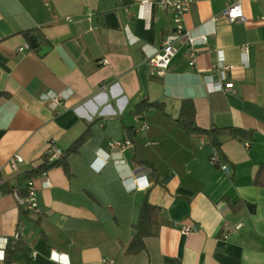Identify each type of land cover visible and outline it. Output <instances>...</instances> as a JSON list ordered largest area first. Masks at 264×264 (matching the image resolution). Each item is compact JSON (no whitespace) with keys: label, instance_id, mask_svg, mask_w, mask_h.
<instances>
[{"label":"crops","instance_id":"1","mask_svg":"<svg viewBox=\"0 0 264 264\" xmlns=\"http://www.w3.org/2000/svg\"><path fill=\"white\" fill-rule=\"evenodd\" d=\"M156 1L0 0V237L9 264H264V185L255 181L264 166V0H242L245 19L233 22L225 0L194 1L184 16L194 65L181 37L162 73L145 60L174 30ZM218 50L233 93L213 91ZM184 100L202 130L242 132L217 135L216 149L178 124ZM144 101L163 105L137 110ZM86 129L64 155L67 171L29 176L43 215L25 210L18 189L48 141L64 153ZM214 150L228 172L210 163ZM15 154L22 161L12 169ZM145 201L160 211L144 249L130 253Z\"/></svg>","mask_w":264,"mask_h":264},{"label":"built area","instance_id":"2","mask_svg":"<svg viewBox=\"0 0 264 264\" xmlns=\"http://www.w3.org/2000/svg\"><path fill=\"white\" fill-rule=\"evenodd\" d=\"M196 0H157L155 2V7L164 10H170L171 12V19L174 26V30L172 33L165 35L162 39V45L159 48H153L152 50L145 52V60L147 64L151 68L159 69V72L162 73L165 69L168 68L172 58L177 53L178 49L173 45V42L176 39L184 37L183 47L186 55L189 58L188 64L189 66L194 65V60L196 57V50H195V40L192 39L190 33L184 27V16L188 11L190 5ZM147 3V2H146ZM226 8L223 11V16L227 19L228 22L233 21H243L245 19L242 7V0H225ZM148 4V3H147ZM150 6V4H148ZM127 30V26H125ZM202 40H206V36L202 37ZM24 48L21 46L19 51L23 50ZM243 55L246 54L244 50ZM246 63H248L246 61ZM215 68L218 70L219 73V80L214 83L213 91H228L233 93L234 86L232 81L227 79L228 71L230 70L231 66L225 63L224 61V53L222 50L217 51V61ZM62 98H64L63 93L59 94H52L51 95V104L52 106L56 105ZM145 128L148 125H144ZM129 139H124L123 141L112 140L108 142L110 147H122L123 145H129ZM63 154V151L58 145L56 144L55 139H50L48 141L45 155L47 156L49 161L56 160L60 158ZM22 161V157L15 154L9 161V166L13 169L15 168L16 164ZM209 161L212 164H218L221 169L228 172L229 169L226 164L221 163V157L219 153L214 150L209 157ZM46 170L40 171V176L45 175ZM26 190L27 194L20 198V203L23 205L25 210H29L30 213H33L37 217L43 215L44 211L39 207L37 203L36 196V189L33 186V182L29 177L26 181ZM4 181L0 178V185L3 184ZM184 231H189L191 229L190 226H184ZM22 236L20 229L16 230L13 235L14 240H19ZM9 240L6 237H0V260H4L5 258V251L8 248ZM33 256L35 253L33 252ZM52 259H55L57 262H65L68 263V259L60 257L58 253L53 252L51 255Z\"/></svg>","mask_w":264,"mask_h":264},{"label":"trees","instance_id":"3","mask_svg":"<svg viewBox=\"0 0 264 264\" xmlns=\"http://www.w3.org/2000/svg\"><path fill=\"white\" fill-rule=\"evenodd\" d=\"M163 103L153 101L148 102L144 101L140 103L137 107V110H142L144 108L155 106L158 109H161ZM195 115V109L193 106V103L189 100H184L181 103L179 116L177 118L178 124L188 133H196V134H204L208 136L210 143L213 147L216 149L218 148L219 144L216 141L217 135L220 134H228V135H238L240 132H242L238 128L233 127H227L223 129H213L211 131H207L205 129L202 130V128H199L196 126L194 120ZM88 136V130L86 129L70 146V148L65 151L62 156L56 160L49 161L47 156L44 155V158L42 159V163L35 168H33L30 172L25 174V177H29L32 175L39 174L40 171L47 170L51 167H54L55 165H61L65 171L68 170L67 163L64 160V155L72 152H76L79 148V146L85 141V139ZM264 175V166H259L258 170L256 172L255 181L256 183L260 185H264V180L262 179ZM20 190V191H19ZM27 194L26 189H18V195L20 197H23ZM141 208L139 210V215L136 224L133 226L135 229V233L133 235L132 240L126 247V251L130 253H136L144 249V238L152 233V227L156 223V217L158 216V213L160 211L158 206L152 205L148 203L147 201L143 202L141 204ZM5 258L4 262L5 264H9V258L10 255L8 253V249L5 251Z\"/></svg>","mask_w":264,"mask_h":264}]
</instances>
